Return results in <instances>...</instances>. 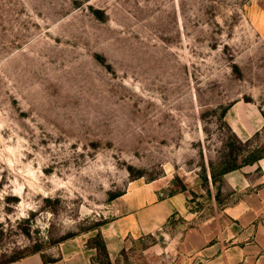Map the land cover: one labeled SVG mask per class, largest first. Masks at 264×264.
<instances>
[{"label": "rangeland", "instance_id": "rangeland-1", "mask_svg": "<svg viewBox=\"0 0 264 264\" xmlns=\"http://www.w3.org/2000/svg\"><path fill=\"white\" fill-rule=\"evenodd\" d=\"M238 101L264 120V0H0V264L95 235L133 180L194 221L233 202L225 174L264 158V125L228 124ZM162 241L118 262L170 264Z\"/></svg>", "mask_w": 264, "mask_h": 264}, {"label": "crops", "instance_id": "crops-1", "mask_svg": "<svg viewBox=\"0 0 264 264\" xmlns=\"http://www.w3.org/2000/svg\"><path fill=\"white\" fill-rule=\"evenodd\" d=\"M227 121L240 140L250 138L264 125L258 109L240 101L229 108ZM263 162L264 158L243 174H225L236 198L209 218L194 221L183 193L164 194L157 183L133 180L116 201V216L95 235L62 242L52 260L32 253L6 264H98L97 251L90 244L97 234L111 264H125L118 261L132 241L157 234L163 241L150 250L170 256V264H264ZM173 215L183 218L187 226L171 236L165 231Z\"/></svg>", "mask_w": 264, "mask_h": 264}, {"label": "trees", "instance_id": "trees-1", "mask_svg": "<svg viewBox=\"0 0 264 264\" xmlns=\"http://www.w3.org/2000/svg\"><path fill=\"white\" fill-rule=\"evenodd\" d=\"M254 162H256V160H254L250 164H253ZM226 172L228 171H224V173ZM174 217L175 215H173L170 219H168V224ZM91 243H92L91 246L95 248L97 251L98 264H111L108 260V256H107L106 249H105V244L99 234H97V236L92 239Z\"/></svg>", "mask_w": 264, "mask_h": 264}, {"label": "bare ground", "instance_id": "bare-ground-1", "mask_svg": "<svg viewBox=\"0 0 264 264\" xmlns=\"http://www.w3.org/2000/svg\"><path fill=\"white\" fill-rule=\"evenodd\" d=\"M264 163V162H263Z\"/></svg>", "mask_w": 264, "mask_h": 264}]
</instances>
